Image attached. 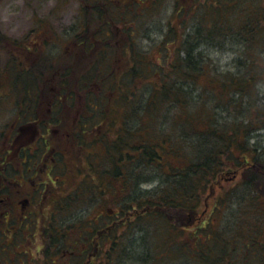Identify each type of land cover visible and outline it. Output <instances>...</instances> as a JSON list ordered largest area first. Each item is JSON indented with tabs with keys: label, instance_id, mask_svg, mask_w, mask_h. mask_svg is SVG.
<instances>
[{
	"label": "trees",
	"instance_id": "1",
	"mask_svg": "<svg viewBox=\"0 0 264 264\" xmlns=\"http://www.w3.org/2000/svg\"><path fill=\"white\" fill-rule=\"evenodd\" d=\"M104 1L105 3L102 4L98 1L95 3L90 1L93 5L90 7L93 10L85 11L81 15L82 26L72 37L75 40V50L73 52L68 50L60 56L66 57L67 61L69 57L73 63L84 64L86 68L81 70L75 66L57 68L59 65H55L53 61L58 59L46 55L45 50L48 49L46 46L44 49L42 48L44 44L41 43L42 35L37 36L38 40L34 41L31 47L23 48L27 51L35 48L34 51H36L35 55L37 56L40 51H45L42 58L39 59L40 62L31 63L34 59L28 58V52L24 54L23 51L21 54L19 53L18 57L15 55L18 70L22 71L27 79L29 76L35 79L33 81L26 80L25 86L28 91H32V89L34 92L36 91L35 96L40 101L38 99V101L33 100L32 102L37 107L39 105L38 109L45 112L50 109L48 107L50 102L46 99L48 98V87H52L55 97L53 96L50 100L51 110L58 113L55 118L60 121L61 129L69 126L65 121L69 115H65V113H70V111H64L65 106L67 107L76 98L83 97L80 95L79 88H88L96 84L106 89L103 90L106 93V96H103L104 100L101 99L102 97L93 94L92 90L87 91L85 104L88 111L78 112L90 117L81 119L84 121L83 126L87 129L79 131L80 134L77 135L78 139L81 138L79 141L82 143L79 142L78 148L82 147L83 149L92 146L93 149H96L98 145L105 146L102 153L107 155L104 158L107 160V171L100 162L102 154L94 152L91 157L93 162L98 158L97 167L93 164L92 172L95 186L101 190L104 187L108 189V196L103 200L111 203V205L104 208L115 213L123 210L125 215L123 227L132 226L138 216V218H147L154 216L155 213L158 215V212L154 213L156 211L154 209L161 211L166 208L169 214L170 212L181 211L188 215L190 212L195 216V213L202 206L204 195L208 194V189L218 181L219 176L230 166H232V168L230 167L232 170L234 167L236 169L245 168L249 172V174L244 173L247 180L246 184L258 186V189L254 188L258 191V197L255 200L257 206H262L263 202H260L262 199L259 193L260 187L263 188L264 186V178L260 177L262 174L260 168L264 171V148L250 144V139L264 131V85H262V83L264 84V46L261 45L264 43V6L254 13L253 11L247 12L244 17L239 16L240 14L236 16L246 19V24L242 30H247L250 27L254 32L253 36L245 40L246 48H242L243 55L238 61L242 69L236 73L229 70L217 76L212 75L209 79L206 78L209 65L205 60L198 59L196 61L192 58L187 59V56L182 57L183 53L186 52H188L189 57H192L195 48L187 49L185 40H182L180 46L179 41L174 39L173 45L175 44L178 50L174 53L173 58L171 57L172 59L169 58L171 62L168 63L167 68L161 65L158 69L155 68L154 62L145 56L147 54H140V58L139 55L134 56L136 53L134 36L139 28L138 22H144L143 19L152 12L153 5H158L161 0ZM172 1L174 14L171 22H181L186 19L184 18L185 15H192V18L195 16L197 22L200 23L198 26L205 32V36H208L206 38L208 43L213 44L216 43V40H222V35L230 31L229 23L226 22L233 19H229L231 17L227 15L226 9L231 4L226 6L219 2L220 0L209 4L204 3L207 0ZM260 1L263 2L264 0ZM233 2L235 3L236 0ZM196 9L199 11L192 12ZM216 9H220L221 12L217 13ZM251 10L252 8L248 9V11ZM120 19L124 22L125 28L122 26L118 28L117 22ZM90 22L107 24L100 34H96L92 38L87 24ZM112 23L117 29L124 32L125 37L122 41L126 42V47L133 50L132 57L125 59L124 53L119 51L118 43L120 42H117L119 32L115 34L116 37L112 35ZM172 25L168 28L170 35L174 33ZM242 35L245 34L242 33ZM102 36L104 40L106 39L104 42L99 41ZM112 38H114V42L111 41ZM4 39L5 36L0 32V42ZM17 44H15L16 48L19 47L20 49L21 46ZM257 49L259 52H256ZM201 55L202 52L199 53L198 57ZM81 60L84 62L82 63ZM202 61L204 62L202 63ZM137 84L150 88L148 98L144 97L143 102L146 103L141 101L143 109L137 110V112L149 113L150 116H146V118L150 122L151 118L158 120L159 114L168 112L167 110L180 113L181 122L178 126L183 129L182 135H187L192 143L189 145L192 155L188 156L185 151L188 140L184 141L182 138L181 142L175 141V139L171 141L170 138L166 140V137L161 138L162 141H159L161 140L159 138L157 140L147 139L145 137L147 133H143L140 127L133 130L135 133L131 135H137L138 138L131 141L129 137L123 135L125 132L129 134V128H126L131 124L129 122L132 120L135 122V117H128L127 109L124 111L127 117L123 116L122 118H125V122L123 121L122 125L117 128V138H111L110 132L118 124V117L112 116L114 111L112 105L118 104L125 107L131 105L128 109L136 111L134 109L135 101L132 100L137 95L134 91ZM76 87H79L78 90H75ZM197 87H200L201 90L198 91ZM193 90L203 95V100L198 97L194 105L187 97L189 93L193 97ZM206 95H211L213 98L210 104L206 100ZM131 102H134L133 105ZM45 106L47 109L44 110ZM136 118H138V123L143 120L142 116ZM150 124H147L149 130L152 128L150 127L152 124ZM148 134H151V131ZM87 136L92 139H88ZM140 163H148V167L154 165L158 174L161 172L163 180L160 181V184L162 187L152 193L148 191L146 194L137 190L140 195L133 197L132 192L134 190L131 191V189L144 183L139 179L142 173L140 174L136 169ZM256 169L259 170L260 174L254 172ZM88 185L85 183L81 195L77 191L70 195L64 202L65 205L73 206L76 201H87L88 198L85 196L86 194L88 196ZM101 190L99 194H101ZM231 197V194H227L221 199V202L225 201L223 208ZM97 200L100 201L102 198L92 197V205ZM103 200L102 204H104ZM137 208L143 209L145 214L138 216L136 213L132 214L131 210L134 211ZM215 209L216 205H214ZM219 211L220 208L218 207L216 213L218 214ZM149 212L151 213L147 215ZM211 218V223L208 224ZM210 219L199 227L202 238L198 241H194L193 238L195 244L201 242L200 248L198 246L190 248L192 252H197L200 258L187 259H193L200 264H248L251 259H254L253 264H264V258H209L211 250L216 252V247H218L216 243L220 244L216 231L203 233L206 224L213 225L212 230L215 229L216 216L210 217ZM169 229V234H173L172 225ZM116 231L117 229L113 230L109 235L110 243H113V250H111L110 255L118 252L119 245L121 246V241L125 238V235L123 237L114 236ZM182 244L181 242L178 243L180 251H182ZM187 246L189 247V245ZM113 259L110 258L109 264H142L144 262L143 258H120L118 261ZM155 259L166 260L169 258Z\"/></svg>",
	"mask_w": 264,
	"mask_h": 264
},
{
	"label": "rangeland",
	"instance_id": "2",
	"mask_svg": "<svg viewBox=\"0 0 264 264\" xmlns=\"http://www.w3.org/2000/svg\"><path fill=\"white\" fill-rule=\"evenodd\" d=\"M90 1L92 3H95L96 1L101 4L105 3L104 0H0V32L5 36L4 41L0 42V132L3 129L5 130L7 124L11 125L15 119L13 116H17L16 113L21 110L22 102L21 104L18 103L19 98L21 97L22 99V97L24 98L28 94L29 97H32L36 93L32 88H30L32 91L28 92V88L26 90L25 82H27L28 79H30V81L35 79L31 78V76L27 79L26 76L22 74V71L18 70L19 67L15 63V55L18 57L19 53L21 54L24 51V54H27L28 52V58L34 59L31 63H37L40 62L39 59L42 58L46 51L47 56L58 59L53 61L55 65H59L57 68L61 69L70 66H75L80 70L86 68L84 64H78V62L73 63L72 59H69V57L67 61L66 57L60 56L68 50H71L72 52L75 50V40L72 37L76 31H79V27L82 26L81 15L85 11L90 12L93 10V8L90 7L93 6ZM215 1L216 0H207L206 2L204 1V3L209 4ZM239 1L240 0H237L236 4L233 0L219 1L226 6L231 4V6H227L228 9H226V11H228L227 15L231 17L229 19L233 20L226 22L229 23L230 31L227 34L222 35V40H216V43L213 44L208 43L206 40L208 36H205V32L198 26L200 23L197 22L195 16L192 18V15H185L184 18L186 19H183V21L171 22V18L174 14L173 1H159L160 3L158 5H153L152 12L143 19L144 22H138L139 28L134 36L136 42L134 44V47H136V53L134 56L139 55L140 58V54H147L145 56L148 57L150 61L152 60L154 62L155 68L158 69L159 65L167 68L169 66L168 63L171 62L169 58H173L174 53L178 50L176 45H173V43H175L173 41L176 38L179 41L178 43L180 46L182 40H185V46L187 49L195 47L192 57H189V55H187L188 52L186 51V53H183L182 57L187 56V59L192 58L196 59V61L201 59L207 62V65L209 66L206 78L210 79L212 75L217 76L229 70L233 73L238 72V70L242 69V66L238 64V61L243 55L242 48L245 49L247 46L245 40L248 39V37L253 36L254 32L250 27H248L247 30H242L246 24V19L241 17L237 18L236 16L240 14L239 16L244 17L247 12L250 13L253 11L254 13L255 11H259V9L261 10L264 6V1L261 2L260 0ZM250 1L251 3H249ZM247 8H252V10L248 11ZM197 11H199V9L192 12ZM216 12L219 13L221 11L220 9H216ZM118 21V28L119 26L125 28L122 19ZM87 24L91 32L90 35L93 38L94 35L102 32L103 27L107 23L90 22ZM170 24H173L172 27L174 28L173 30L175 34L171 33L170 35V32H168V28L171 26ZM111 26L113 27L112 35L114 37H116L115 34L119 32L117 34V42H120L118 43L119 51L121 50L124 53L123 55L125 59L132 57L133 50L126 47V42L122 41L125 37L124 32L117 29L114 23H112ZM242 33L245 35H242ZM40 35L43 37L41 43H44L42 48L44 49L46 46L48 49L40 51L38 56L35 55V48H30L31 51L23 49L27 46L31 47L33 42L38 40L37 36ZM101 40L104 42L106 39L104 40L102 36L99 41ZM46 41L48 43L47 45ZM111 41L114 42V38H112ZM16 43H18V46H21L20 49L19 47L16 48ZM261 45L263 47L264 43H261ZM256 47H259V45H256ZM127 52L129 53L126 54ZM200 52H202V55L198 57ZM256 52H259V49H257ZM164 54H166L165 57ZM81 61L82 63L84 62L83 60ZM203 62L204 61H202V63ZM262 85L264 84L262 83ZM78 88L79 87H76L75 90H78ZM79 90L80 95L83 97L71 101L67 107L65 106L64 110L66 112L70 111V117L67 116L68 118H66L67 120L65 119V121H68L72 126L76 125V119L77 122L80 120L79 116L82 113H77L78 111H88L85 104L88 90H92L93 94L102 97L101 99L103 100V96H106L105 91H103L106 89L101 85L93 84L88 88L81 87ZM197 90L200 91V87H197ZM134 91L137 95L132 101H135L134 109L136 111L128 109L131 105H126V107L118 104L112 105V109L114 110L112 116L118 117V124L112 128L110 132L111 138H117V128L122 125L123 121L125 122V118H122L123 116L127 117L124 112L127 109L128 117H135V122L133 120L129 122L131 124L126 126V128H129V134L125 132L123 135L129 137L131 141L138 138L137 135L131 134L135 133V131H133L134 129L140 127L141 130H143V133H147L145 134L147 139L152 138L157 140V138L161 139L166 137V140L167 138H170L171 141L175 139V141L181 142L182 138L184 141L188 140V145L185 147V151L188 156L192 155L189 147L192 143L187 135H182L183 129L178 126L181 122L180 113L167 110L168 112L159 114L158 120L151 118L150 122L146 118V116H150L149 113L146 112L143 114L137 112V110L140 111L143 109L142 102L145 100L144 97H146V99L148 98L150 92L149 86L143 87L137 84ZM193 93V97H191V93H187V97L191 100L192 105L195 104V100H198V97L200 100H203V95H200L199 92L193 90ZM54 94L55 92L52 91V87L49 86L47 93L48 98L46 100L50 102L48 105L50 109H52L50 100L53 98ZM32 99L36 101V98L34 99V97H32ZM212 99L211 95H206V100L209 104ZM133 103L134 102H131L132 105ZM143 103L145 104L146 102ZM45 109H47L46 106L44 110ZM141 116L143 120L139 119L141 123L139 122L140 125H138V118L136 117ZM149 123L152 124L150 130L147 127V124ZM150 131L151 134H148ZM62 138L63 136L61 139ZM159 141H162V139ZM250 144L264 148V131L252 137L250 139ZM104 147V145H98L96 146V149H89L92 152H99L101 154L102 151H104ZM78 149L82 150L81 158L84 159L86 157L87 148L82 149V147H80ZM230 167L232 168V166ZM230 167L225 169L219 176L218 181H216L215 184H212V188L210 187L208 189V194L204 195L202 206L195 213V216L190 212L186 215L181 211L170 212L169 214L168 209L164 208L161 211L154 209L156 210L154 213L158 212V215L155 213L154 216L138 218V215L145 214L144 210L141 208H137L134 211L131 210L132 214L136 213V216H138L137 220L132 226H125L118 230V232H125V238L121 241V246L119 245L120 249L118 252L113 253V260L118 261L120 258H143L144 262H142V264H200L193 259H187L200 258L197 252H192L190 248H195L196 246L200 248L201 242L199 244L194 243V241H198L202 238L199 227L200 225H204L210 217L215 216V229L212 230L213 225L209 226L206 224L203 232L208 233L210 231H216L218 241L220 242V244L216 243V245H218V247H216V252L211 250L209 258H264V186L263 188L260 187L259 193V196L262 199L260 202H263V204L262 206H257L255 198L258 197V191L254 188H257L258 186L255 185L254 187L246 184L247 180L245 179L244 173L246 172L249 174V172L245 168L236 169L234 167L232 170ZM136 169L140 174L142 173L139 179L144 181V183L131 189V191L134 190L132 192L133 197L140 195L137 190L146 194L148 191L152 193L162 187L160 181L163 180V177H161V172L158 174L157 168L154 165L148 167V163H140ZM260 170L263 174H261L260 177L264 178V171L261 168ZM254 172L260 174L258 169L254 170ZM227 194H231L232 197L223 208L225 201L223 200L221 202V199ZM103 203L106 204H103V207L107 205L109 207V205H111V203L104 200ZM214 205H216L215 210ZM218 207L220 208V211L217 214L216 211ZM150 213L151 212L147 213V215ZM211 220L212 218L209 220L208 224L211 223ZM169 224L172 225L173 234H169V228L171 227ZM110 232L111 231H109V233ZM116 232H114V236H116ZM204 240H206L205 237ZM180 242L183 243L181 245L182 251H180L178 247V243ZM186 244L189 245V247ZM154 258L169 259L154 260ZM252 261H254V259H251V262L248 264H253Z\"/></svg>",
	"mask_w": 264,
	"mask_h": 264
},
{
	"label": "flooded vegetation",
	"instance_id": "3",
	"mask_svg": "<svg viewBox=\"0 0 264 264\" xmlns=\"http://www.w3.org/2000/svg\"><path fill=\"white\" fill-rule=\"evenodd\" d=\"M32 97L19 98L21 110L0 132V264H109V231L123 237L125 215L103 207L108 189L94 184L92 146L81 158L77 135L87 129L81 119L90 116L61 129L58 113L38 109ZM85 183L88 200L65 205ZM91 196L102 200L92 205Z\"/></svg>",
	"mask_w": 264,
	"mask_h": 264
}]
</instances>
